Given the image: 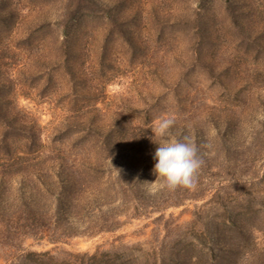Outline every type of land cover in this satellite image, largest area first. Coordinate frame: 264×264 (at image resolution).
Returning <instances> with one entry per match:
<instances>
[{
	"label": "rangeland",
	"instance_id": "374dc122",
	"mask_svg": "<svg viewBox=\"0 0 264 264\" xmlns=\"http://www.w3.org/2000/svg\"><path fill=\"white\" fill-rule=\"evenodd\" d=\"M104 263L264 264V0H0V264Z\"/></svg>",
	"mask_w": 264,
	"mask_h": 264
},
{
	"label": "clouds",
	"instance_id": "9594fccd",
	"mask_svg": "<svg viewBox=\"0 0 264 264\" xmlns=\"http://www.w3.org/2000/svg\"><path fill=\"white\" fill-rule=\"evenodd\" d=\"M175 123L173 117L161 118L156 122L152 138L158 145L154 154L156 160L154 172L157 178L163 179V187L194 188L203 161L199 157L197 145L187 137L183 140L169 139V130Z\"/></svg>",
	"mask_w": 264,
	"mask_h": 264
},
{
	"label": "trees",
	"instance_id": "16d2710c",
	"mask_svg": "<svg viewBox=\"0 0 264 264\" xmlns=\"http://www.w3.org/2000/svg\"><path fill=\"white\" fill-rule=\"evenodd\" d=\"M97 172V171H96ZM93 173H95V172H93ZM50 240H54V241H56V239H50ZM48 254V251H46V252H37V251H30L29 253H28V255H30V256H40V257H43V256H45V255H47ZM92 257H98V255L96 254V255H92ZM23 261H21V262H27V260H26V258H25V256H23ZM21 259V260H22ZM36 262H38V260L36 259ZM108 263V262H107ZM105 264V263H104Z\"/></svg>",
	"mask_w": 264,
	"mask_h": 264
}]
</instances>
